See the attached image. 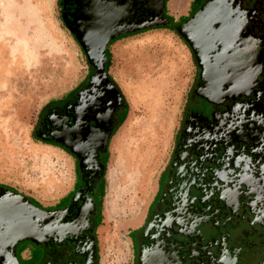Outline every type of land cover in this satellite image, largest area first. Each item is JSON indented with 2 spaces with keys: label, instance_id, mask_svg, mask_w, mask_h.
Listing matches in <instances>:
<instances>
[{
  "label": "flooded vegetation",
  "instance_id": "flooded-vegetation-1",
  "mask_svg": "<svg viewBox=\"0 0 264 264\" xmlns=\"http://www.w3.org/2000/svg\"><path fill=\"white\" fill-rule=\"evenodd\" d=\"M168 1L60 0L62 23L80 45L88 73L70 97L43 110L33 135L74 159L75 178L47 207L0 183V203L43 213L33 239L13 243L0 226V264L32 261V248L42 255L40 264H99L93 219L100 186L104 196L101 156L130 110L109 74V46L156 26L177 33L213 1L217 19L206 21L208 43L191 48L179 37L189 52L190 75L154 190L128 234L126 264H253L245 256L250 252L260 256L255 264H264V0H193L179 18L168 14ZM88 26L118 33L104 50L87 45L85 51L79 38ZM220 32L223 43L213 40ZM201 103L209 115L195 110ZM203 223L216 234L205 235ZM25 242L32 247L20 249Z\"/></svg>",
  "mask_w": 264,
  "mask_h": 264
},
{
  "label": "rangeland",
  "instance_id": "rangeland-1",
  "mask_svg": "<svg viewBox=\"0 0 264 264\" xmlns=\"http://www.w3.org/2000/svg\"><path fill=\"white\" fill-rule=\"evenodd\" d=\"M59 4L60 0H0V60L4 62L0 71V183L44 207L57 204L72 188L75 163L69 154L36 140L33 130L45 106L70 97L88 73L80 45L62 23ZM173 46V52L160 47L151 50L146 65L137 67L142 70L138 78L142 88L131 92L135 95L129 99V115L109 144L110 150L101 156L106 165L104 196L100 186L94 196L98 211L93 219L99 264H126L128 234L144 212L167 154L190 73L184 48ZM147 78L156 85L146 82ZM194 107L210 114L208 105ZM122 117L117 114L116 121L120 123ZM166 179V175L158 179L160 187ZM200 227L207 236L216 234L210 223ZM131 233L133 238L138 234ZM28 245L25 242L20 249ZM38 251L32 248V261L20 263L40 264ZM245 256L253 264L260 257L251 252Z\"/></svg>",
  "mask_w": 264,
  "mask_h": 264
},
{
  "label": "crops",
  "instance_id": "crops-1",
  "mask_svg": "<svg viewBox=\"0 0 264 264\" xmlns=\"http://www.w3.org/2000/svg\"><path fill=\"white\" fill-rule=\"evenodd\" d=\"M192 1L193 0H169L167 3L168 14L174 18L185 16ZM179 37L180 36L169 25L156 26L117 39L109 46V74L119 88L122 87L127 94V102L129 103V106L130 97L135 95V93L131 92H137L142 88V85L139 83L140 79H138L142 70L137 69V67L146 65L147 59L151 57V54L149 55L151 50L160 47L163 52L166 50L169 51V49L173 52V45L178 44L184 48L189 62L188 68L189 71L191 70L188 49ZM159 42H161L160 46ZM146 82H150L148 78ZM150 83H152V85H156V81H152Z\"/></svg>",
  "mask_w": 264,
  "mask_h": 264
},
{
  "label": "water",
  "instance_id": "water-1",
  "mask_svg": "<svg viewBox=\"0 0 264 264\" xmlns=\"http://www.w3.org/2000/svg\"><path fill=\"white\" fill-rule=\"evenodd\" d=\"M213 4L214 1L208 3L197 14H195L192 19L177 28L179 36L183 38L191 48L194 45L204 47L208 43L209 40L206 41L204 36L207 33L210 24L206 26V21L209 19H217L215 16L211 15L215 11V9H213ZM218 25V27L221 28L220 24ZM100 27L88 26L85 33L80 36L79 39L82 40L81 46L85 51H87V45H92L94 47L101 45L104 50L106 43L111 38H115L117 36L118 32L113 30L112 32H108L107 30L100 31ZM200 29L206 31L202 30L201 33H199ZM223 34L222 32L217 33L213 40L223 43L225 41ZM197 59L200 63L198 57ZM201 68L203 67L201 66ZM41 215H43V213L37 208L28 210L21 206V204L16 205L10 204L9 202L0 203V226L3 227L4 235H6L9 240H12L13 243L26 238L33 239L36 237L40 233L38 223Z\"/></svg>",
  "mask_w": 264,
  "mask_h": 264
},
{
  "label": "bare ground",
  "instance_id": "bare-ground-1",
  "mask_svg": "<svg viewBox=\"0 0 264 264\" xmlns=\"http://www.w3.org/2000/svg\"><path fill=\"white\" fill-rule=\"evenodd\" d=\"M216 2L217 1H215L214 3L216 4ZM220 2V1H219ZM215 5L213 4V7H214ZM216 7V6H215ZM214 7V8H215ZM213 8V9H214ZM1 58V57H0ZM4 62H1V60H0V71L2 70V68H4ZM0 76H1V73H0ZM9 81H10V79H9ZM152 89H150V92L148 93V95H149V100H150V94L152 93V91H151ZM155 90H153V92H154ZM155 93H157V91L155 92ZM150 102H151V100H150ZM143 157V156H142ZM139 169V168H138ZM141 176V175H140ZM147 178V177H146Z\"/></svg>",
  "mask_w": 264,
  "mask_h": 264
},
{
  "label": "trees",
  "instance_id": "trees-1",
  "mask_svg": "<svg viewBox=\"0 0 264 264\" xmlns=\"http://www.w3.org/2000/svg\"><path fill=\"white\" fill-rule=\"evenodd\" d=\"M62 100H64V99H61L60 101H62ZM57 103V102H56ZM55 103H49V104H47L46 106H45V108L44 109H48L49 107H51V106H53Z\"/></svg>",
  "mask_w": 264,
  "mask_h": 264
}]
</instances>
